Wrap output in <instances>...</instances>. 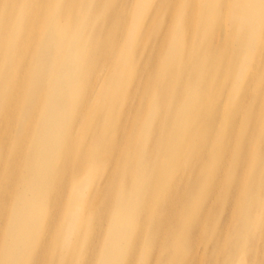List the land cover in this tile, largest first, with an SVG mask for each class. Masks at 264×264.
I'll use <instances>...</instances> for the list:
<instances>
[{"label": "bare ground", "instance_id": "bare-ground-1", "mask_svg": "<svg viewBox=\"0 0 264 264\" xmlns=\"http://www.w3.org/2000/svg\"><path fill=\"white\" fill-rule=\"evenodd\" d=\"M14 119L0 264H190L264 223V0H0Z\"/></svg>", "mask_w": 264, "mask_h": 264}, {"label": "rangeland", "instance_id": "rangeland-1", "mask_svg": "<svg viewBox=\"0 0 264 264\" xmlns=\"http://www.w3.org/2000/svg\"><path fill=\"white\" fill-rule=\"evenodd\" d=\"M15 122L16 121L14 119L9 122L7 127L3 125L2 133H0V141L4 144V147H0V153L2 151H6L10 146L11 135L13 134L10 129H15ZM3 131H6V133H3ZM5 157L6 159H9V163H0L3 167L0 171V180L3 178L2 186L7 188L9 181L5 178V172L7 175L10 171L13 153L7 152ZM5 157L1 161H5ZM20 157H22L21 154ZM214 182V180H210V183ZM205 220L206 215L202 212V224L196 225L199 227L200 233L198 234L196 232L189 249L185 251L178 250V253L180 254L184 252V256L188 258L190 264H264V223L226 222L227 215L225 211L216 213L214 220H212L213 223H204ZM6 226L7 223H5V220H1L0 252L4 244V237L6 236ZM197 246H202V249L200 250L201 257L197 255V257L193 260V256L195 257L196 251L195 248ZM50 251L52 250L48 249V254ZM158 253L160 254V252ZM161 258L162 257L159 255L155 256L152 263L166 264V261L161 262ZM56 259V255L50 258L51 261H55ZM47 261L45 264H47ZM58 261L59 259L56 260L55 264H57ZM35 264H38V260H36ZM169 264H176V260H169Z\"/></svg>", "mask_w": 264, "mask_h": 264}]
</instances>
